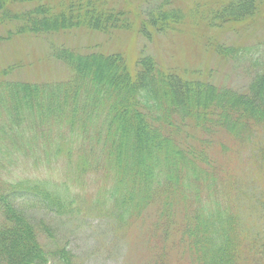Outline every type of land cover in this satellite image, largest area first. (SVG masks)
<instances>
[{
  "label": "trees",
  "instance_id": "obj_1",
  "mask_svg": "<svg viewBox=\"0 0 264 264\" xmlns=\"http://www.w3.org/2000/svg\"><path fill=\"white\" fill-rule=\"evenodd\" d=\"M256 19L264 0H0V47L48 41L61 68L0 69V264H76L70 231L93 213L142 228L144 264H264V39L242 28ZM124 37L133 68L112 52ZM230 69L248 82L218 83Z\"/></svg>",
  "mask_w": 264,
  "mask_h": 264
},
{
  "label": "rangeland",
  "instance_id": "obj_2",
  "mask_svg": "<svg viewBox=\"0 0 264 264\" xmlns=\"http://www.w3.org/2000/svg\"><path fill=\"white\" fill-rule=\"evenodd\" d=\"M257 20V21H256ZM253 22H248L242 26L244 28L243 34L247 36L249 42H255V38L260 40L264 39V21L260 22L256 19ZM256 22V23H255ZM127 40L126 37L121 38L117 41L115 49H112V52L115 50L122 51L125 58H127L128 65L133 68L139 57L137 43L128 37L129 42L125 43ZM34 45H29L27 41H19L21 44L16 42L9 43L4 47H0V69H4L6 66H15L20 64L23 67L19 71H15L13 74L16 75V79L19 80H33L42 79L44 81L57 80L61 76V68L50 59L49 54L51 52L49 43L47 41L46 46L43 42L40 46V41L34 40ZM52 40L49 39V42ZM86 43V40H85ZM24 45L25 49L23 48ZM33 46V47H31ZM191 48L188 46L183 47V51H180L178 58L181 61H184L186 64H190L192 60L196 59V54L192 52ZM47 56V57H46ZM26 59V60H25ZM39 59V64L35 65L36 60ZM30 62V63H28ZM31 64V65H30ZM214 67V65H213ZM225 68V64L222 65ZM114 74L113 70H110V76ZM218 83L227 84L236 88L244 86L249 78L245 73L244 69L233 70L230 69L226 72L225 76L221 75L218 78H215ZM214 79V80H215ZM236 148L237 144L231 142ZM247 153L240 152L241 157L246 156ZM238 158L233 161V165L236 168H243L244 171L249 169H254L253 166L257 163V158L243 159ZM222 158L228 163L230 161V156H222ZM92 177L88 179H81L83 184L82 188L85 190V193H88V201H85V204L90 205L93 200L96 199L95 194V185L96 182L92 181ZM80 184H76V186ZM33 215V214H32ZM35 215V213H34ZM41 215H37L39 217ZM89 220L85 226L77 230L81 225L75 227L73 231H70L71 238L69 240L70 248L72 253L75 255L76 264H144V253L147 251L146 246L148 245V240H145L146 232L144 233L142 228H125L116 231L113 226L112 221H107L104 218L96 216L95 213L89 214ZM153 216H150V221L146 220L147 223H153ZM149 226V224H147ZM69 225L65 229H68ZM128 232L130 234H128ZM133 232V233H132ZM150 235V231L147 232ZM57 234L60 235L59 229H57ZM60 238V236H59ZM179 245V239H178ZM181 250V248L178 246ZM183 251V250H182ZM178 253L183 257L181 258V264H191L188 256L185 253ZM177 253V254H178ZM143 256L142 258L140 256ZM176 257L173 256V262L177 263ZM180 258V256H179ZM168 261H172V255L168 257ZM49 264H58L56 261H51Z\"/></svg>",
  "mask_w": 264,
  "mask_h": 264
}]
</instances>
